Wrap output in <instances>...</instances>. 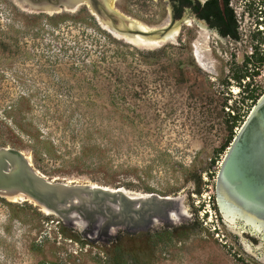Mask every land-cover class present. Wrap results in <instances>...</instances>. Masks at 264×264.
Listing matches in <instances>:
<instances>
[{
    "label": "rangeland",
    "instance_id": "obj_1",
    "mask_svg": "<svg viewBox=\"0 0 264 264\" xmlns=\"http://www.w3.org/2000/svg\"><path fill=\"white\" fill-rule=\"evenodd\" d=\"M127 1L113 0L111 7L131 22L148 28L169 22L167 0H142L134 2L131 8ZM231 1L240 21L238 41L223 39L215 31H203L197 25H183L174 38L156 44H141L116 36L86 3L75 9L61 7L51 12L27 11L12 2L3 4L0 148L23 150L34 167L50 180L125 188L136 194L182 196L186 218L175 225L197 217L202 229L167 252H159L149 264H264L239 243L218 207L216 182L226 152L216 157V150L227 135L221 124L222 117L210 114L190 95L191 85L205 84L221 97L231 96L229 105L241 98L233 75L257 45L253 35L258 31L254 27L258 25L263 31L260 26L264 27V0ZM107 35L127 45L125 51L131 52L126 63L146 77L147 86L144 99L126 102L132 107L129 112L132 115L138 107L137 114L142 120L137 117V128L128 127V134L120 136L122 140L116 144L100 134L94 136V129L85 131L84 124H90L92 116L90 111L84 112V106H80L69 126L66 125L68 117L53 116L49 112L57 109L68 113L72 102L91 104L94 99L101 102L94 95V88L82 79L91 81L94 77L91 67L84 64L99 57L94 54L95 38L111 46ZM258 46L264 52V46ZM161 48L167 50V55L159 63L140 62L135 54L136 49ZM90 50L93 51L89 56H82ZM178 60L187 65L194 61L201 73H193L189 82L181 86H176L172 78L161 79L153 73L162 63L174 65ZM259 67L260 74L253 83L264 92V65ZM225 80L230 85L223 84ZM239 105L242 114L250 113L254 107L251 101ZM81 113L84 116H79ZM31 131H39L42 142L36 143ZM43 140L52 143L48 144L52 146L50 153L46 152ZM94 143L107 148L104 158L94 152ZM84 146L87 150L82 153ZM214 157L216 160L212 163ZM99 161H103L102 166L97 165ZM197 175H201L200 194L194 179ZM205 175L208 181L203 179ZM62 225L56 216L48 215L30 200L11 201L0 197V264H99L95 258L104 255L101 248L106 243L107 247L111 244L89 241L81 244L71 237L75 232L67 227L64 234ZM166 225L172 224L160 222L155 228Z\"/></svg>",
    "mask_w": 264,
    "mask_h": 264
},
{
    "label": "water",
    "instance_id": "obj_2",
    "mask_svg": "<svg viewBox=\"0 0 264 264\" xmlns=\"http://www.w3.org/2000/svg\"><path fill=\"white\" fill-rule=\"evenodd\" d=\"M86 1L97 17L110 20L116 35L161 40L188 18L158 28H132L105 0ZM68 0H56L58 8ZM120 22L121 24H118ZM130 24V23H129ZM129 40V39H128ZM0 197L30 200L91 243L109 242L114 232H147L160 222L186 218L182 196L136 194L125 188L54 181L42 175L23 150L0 148ZM218 207L226 226L254 258L264 263V94L238 129L216 182Z\"/></svg>",
    "mask_w": 264,
    "mask_h": 264
},
{
    "label": "trees",
    "instance_id": "obj_3",
    "mask_svg": "<svg viewBox=\"0 0 264 264\" xmlns=\"http://www.w3.org/2000/svg\"><path fill=\"white\" fill-rule=\"evenodd\" d=\"M232 17L234 18L233 29L226 33L230 32L235 38H239L236 30V18L233 12ZM261 33L262 31H258L255 35V37L260 40L259 44L264 42V38L260 35ZM107 37L111 46L115 45L119 47L112 49L110 45L103 44L101 40L95 38L94 46H96L97 49H94V54L99 57L89 64H84V67H91L94 77H92L91 81L82 79L85 80L87 85L94 88V95L101 99V102H97L95 99L91 104L84 101L80 103L72 102L69 105L68 113L61 112L57 109H49V112L53 116L61 115L62 118L68 117L69 121L66 125L69 126L76 119L77 110L80 109V106H84L86 108L84 112L88 114L87 111H90L92 116V122L90 124H84L85 131L88 133L94 129V136L100 134L102 137L107 138L109 142L116 144L122 140L120 136L128 134V127L132 128V126H134L137 128L136 119L137 117L141 118V116L137 114L138 107H136V111L133 109L132 115L129 113L132 107H128L126 102H128L129 99H144L145 94H147L144 93L146 92L145 89L147 86L144 81L146 77L140 76V74L136 72V67L130 63H126L129 52H131L125 51L124 48L127 45L110 35H107ZM92 51L93 50L83 52L82 56H89ZM135 54L138 55L140 62L151 64L159 63L162 58L167 55V50L165 48L148 51L136 49ZM244 59H246V61L243 63L241 69L233 75V80L240 88L241 98L238 100L235 99L231 105H229V101L232 100L231 96L221 97L219 93H217L218 91L211 90V88H208L205 84L190 86V95L191 98L195 100L196 104L204 106L210 114L217 115L216 118L222 117L221 124L227 135L224 143L216 150V157L227 151L236 136L237 129L242 126L246 119L244 116L247 117L249 115V113H241L239 104L251 101L254 106L264 94L263 90H258L253 83L254 78L260 74V67L257 65L250 67L248 65L249 57L246 56ZM263 60L264 58L259 54L257 56V61L261 62ZM75 68L79 69L80 67ZM153 73L160 76L161 79L167 80L168 78H172L175 80L176 86H181L189 82V77L193 73L200 74L201 70L194 61H190L187 65L183 60H178L174 65L170 62L162 63L159 69L154 70ZM247 78L249 81H246ZM223 84L227 86L230 85L227 80L223 81ZM79 116H84V114L81 113ZM78 123L80 124L81 121ZM117 130H119L120 133H118ZM30 134L36 143L42 142L39 131H36V133L31 131ZM116 136L119 138H116ZM43 142L46 144V152L50 153L52 151V146L49 145L52 143L44 140ZM106 149L107 148L103 149L102 146L100 147V145L94 143V152L97 151L103 158L106 155ZM85 150H87V147H82V153H85ZM216 157L211 159L212 163H215ZM100 160H102L101 157ZM97 165L102 166L103 161H99ZM182 168L185 167L182 166ZM194 179L198 182L196 190L197 193L200 194L202 193L201 175H197ZM215 208L218 209L217 206ZM201 229L202 223L196 217L194 220L186 219L179 225H166L147 232L128 233L124 230H120L118 234L109 241L111 244L109 247H107L108 244L106 243L104 248H101L104 255H98L95 260L99 264H149L155 261L156 254L159 252H167L169 248L187 240ZM67 231L68 229L62 225V232L67 234ZM71 237L81 244H88V241L83 240L78 233L71 234ZM239 260L242 259L240 258Z\"/></svg>",
    "mask_w": 264,
    "mask_h": 264
},
{
    "label": "flooded vegetation",
    "instance_id": "obj_4",
    "mask_svg": "<svg viewBox=\"0 0 264 264\" xmlns=\"http://www.w3.org/2000/svg\"><path fill=\"white\" fill-rule=\"evenodd\" d=\"M138 1L142 2V0H128L127 3L129 5V8L134 7L135 4L133 3L138 2ZM4 2L5 3L12 2L16 6H20L24 10L31 11V12L35 10V7H38L37 9H39L40 11H42L44 7H49V6L53 8L56 7L54 6V3L56 2V0H0V23L2 22L1 16H2V8H3ZM167 2L170 6V11H169L170 18H171V9H173L174 11V16H175L176 21L181 20L184 16L188 18L185 22H183L181 27L183 25H190V26L197 25L199 27H202L203 31H206V30L215 31L218 34V36L226 40L232 39V40L238 41L240 39V32H239V28H240L239 22L240 21L237 18V15L235 14V11L232 7L231 0H167ZM84 3L88 4L86 1H84ZM78 5H76L72 9H75ZM61 7H66V6L65 4H61L58 6V8H61ZM66 8L71 9L69 7H66ZM53 11H56V9H54ZM48 12H51V11H48ZM232 12L233 14H235L236 30H237V34L239 38H235L233 34H231L230 32L226 33L228 31H231L234 26V18L232 17ZM127 20H128L127 24L129 25L131 21L129 18H127ZM180 28L178 27V33H179ZM178 33H176V35ZM255 35L256 33H254L253 37L257 39L256 40L257 45H255V49H253L252 47V50L249 52V55H247L249 57L248 65L250 67L255 66V65L260 66V63L262 66L264 65V60L261 62L257 61V56L259 54H261L262 57L264 58L263 49H261L260 46L256 47L258 45L264 46V42L259 44V39L255 37ZM260 35L262 36V38H264V30L262 31ZM0 50H1V46H0ZM245 61L246 59H244V62Z\"/></svg>",
    "mask_w": 264,
    "mask_h": 264
},
{
    "label": "bare ground",
    "instance_id": "obj_5",
    "mask_svg": "<svg viewBox=\"0 0 264 264\" xmlns=\"http://www.w3.org/2000/svg\"><path fill=\"white\" fill-rule=\"evenodd\" d=\"M105 1L107 2L108 5L111 6V2L113 0H105ZM80 3H84V1H82V0H68V3H66L65 6L72 9V8H74L76 5H78ZM40 8H42V7H40ZM35 9H37V8L35 7ZM54 9L57 10L58 8H56V7L53 8V7H50L49 6V7H44L42 11H45V10H47V11H53ZM98 19L103 24L107 25V27H109L110 31H112V33H114L113 27L111 25L110 20L102 19V18H99V17H98ZM129 26L132 27V28H141V29H145V30L150 29V28H148L146 26L140 25L139 23H135V22H130ZM176 33H178V27L177 28H174L172 31H170L167 34V36L165 38L161 39V40L157 39L156 37H145V36H141V35L131 36L128 39L131 40V41H133V42L141 43V44H156L158 42H162L164 40H167V39H170V38H174L173 36L174 35L176 36ZM18 199H24V198L23 197H21V198H10L9 200L15 201V200H18Z\"/></svg>",
    "mask_w": 264,
    "mask_h": 264
},
{
    "label": "built area",
    "instance_id": "obj_6",
    "mask_svg": "<svg viewBox=\"0 0 264 264\" xmlns=\"http://www.w3.org/2000/svg\"><path fill=\"white\" fill-rule=\"evenodd\" d=\"M260 28H261L262 30H264V27L260 26ZM203 179H204L205 181H208V177H207V175H205V176L203 177ZM59 223H60V222H59ZM214 230L217 231V228L214 227Z\"/></svg>",
    "mask_w": 264,
    "mask_h": 264
},
{
    "label": "clouds",
    "instance_id": "obj_7",
    "mask_svg": "<svg viewBox=\"0 0 264 264\" xmlns=\"http://www.w3.org/2000/svg\"><path fill=\"white\" fill-rule=\"evenodd\" d=\"M262 24H263V22H262ZM263 26V25H262ZM254 29L256 30V31H260L259 29H258V25H256L255 27H254Z\"/></svg>",
    "mask_w": 264,
    "mask_h": 264
}]
</instances>
